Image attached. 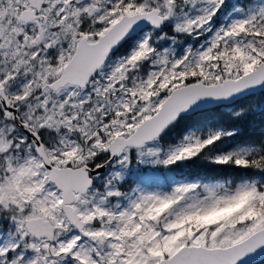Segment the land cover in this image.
Instances as JSON below:
<instances>
[{
	"label": "snow or ice",
	"instance_id": "obj_1",
	"mask_svg": "<svg viewBox=\"0 0 264 264\" xmlns=\"http://www.w3.org/2000/svg\"><path fill=\"white\" fill-rule=\"evenodd\" d=\"M264 262V0H0V264Z\"/></svg>",
	"mask_w": 264,
	"mask_h": 264
},
{
	"label": "trees",
	"instance_id": "obj_2",
	"mask_svg": "<svg viewBox=\"0 0 264 264\" xmlns=\"http://www.w3.org/2000/svg\"><path fill=\"white\" fill-rule=\"evenodd\" d=\"M261 264H264V262H261Z\"/></svg>",
	"mask_w": 264,
	"mask_h": 264
}]
</instances>
